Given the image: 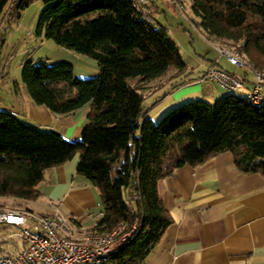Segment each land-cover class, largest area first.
<instances>
[{"label": "trees", "instance_id": "16d2710c", "mask_svg": "<svg viewBox=\"0 0 264 264\" xmlns=\"http://www.w3.org/2000/svg\"><path fill=\"white\" fill-rule=\"evenodd\" d=\"M36 1L0 0V24L20 20ZM41 1L36 36L95 60L99 73L80 78L72 64L25 56L23 83L33 102L61 116L89 107L88 123L72 141L0 111V198L37 200L46 171L80 155L77 172L97 189L103 206L92 233L140 224L105 264H144L173 223L159 185L177 169L230 152L240 172L264 176V104L228 93L214 103L181 104L161 122L144 121L141 84L172 70L171 81L177 80L188 67L168 30L155 27L152 13L147 18L136 0ZM192 9L204 36L218 47L243 46L253 67L264 71V0H193Z\"/></svg>", "mask_w": 264, "mask_h": 264}, {"label": "crops", "instance_id": "0c3cea01", "mask_svg": "<svg viewBox=\"0 0 264 264\" xmlns=\"http://www.w3.org/2000/svg\"><path fill=\"white\" fill-rule=\"evenodd\" d=\"M39 1L34 4H40ZM147 6L153 15L159 9V1L149 0ZM44 7V4L38 6L34 19L36 23ZM25 12L17 21L22 28L28 16ZM28 35H32L31 32ZM0 40L4 42L3 35H0ZM1 53L0 50V111L13 114L30 127L54 130L66 139L80 140L88 123L89 107L61 116L36 105L24 85L15 82L13 88L11 82L5 79L8 61H2ZM51 58L54 59L48 58L51 64H72L74 60L85 64V70L74 71L80 78H91L99 73L94 61L62 48L56 49ZM225 62L228 68H224L221 60H216L220 69L243 79L244 86L239 96L245 97L255 83L253 71L239 70ZM214 64H208L197 78L190 77L186 72L185 78L167 81L171 90L165 93L166 97L158 99L152 108L144 103L147 110L144 121L159 119L173 107L190 101L202 99L214 103L228 95L218 85L200 79ZM176 81L179 87L173 89ZM79 162L80 155H76L65 164L47 170L43 182L38 186L40 197L19 204L39 214H52L57 209L64 218L68 217L75 238L92 233L102 217L99 192L84 176L78 174ZM159 192L173 223L144 264H264V176L240 172L230 152L195 168L185 166L177 169L172 176L160 182ZM9 229L17 231L12 227Z\"/></svg>", "mask_w": 264, "mask_h": 264}, {"label": "built area", "instance_id": "2783aa9c", "mask_svg": "<svg viewBox=\"0 0 264 264\" xmlns=\"http://www.w3.org/2000/svg\"><path fill=\"white\" fill-rule=\"evenodd\" d=\"M169 1L180 10L185 6L183 0ZM148 2L138 0L146 17L151 13ZM4 23L0 24V35ZM218 51L230 65L253 71L255 84L245 97L255 105L264 104V71L253 67L245 56L243 46L231 50L219 47ZM200 79L218 85L229 94L239 95L244 86L239 77L215 65L207 69ZM1 225L16 229L24 247L15 256L0 257V264H105L140 229L139 221L131 226L123 222L113 231L89 233L82 238H75L68 220L57 209L52 214H39L28 209L12 210L3 207H0Z\"/></svg>", "mask_w": 264, "mask_h": 264}, {"label": "rangeland", "instance_id": "374dc122", "mask_svg": "<svg viewBox=\"0 0 264 264\" xmlns=\"http://www.w3.org/2000/svg\"><path fill=\"white\" fill-rule=\"evenodd\" d=\"M158 1L159 9L153 13V24L155 27L162 26L168 30L170 37L176 42L181 55L187 64V73L190 75V77L197 78L208 64L211 62H216V60H221L224 68H228V65L225 62V60L227 61L226 57L220 55L219 51L217 50L218 45L209 40L201 32L199 27L200 19L193 13V0H183L185 2V6L182 7L181 10L169 0ZM39 3L40 4H33V6H31L25 12V15L28 16L23 28L19 22L17 23V21L12 22L11 24L8 23L7 25L4 23V29L1 33V35H3L4 42L0 40V50L3 57L2 61H8V68L4 74L5 79L11 82L13 88L15 82L21 83L22 86L24 85L23 60L28 52L31 53V58L35 61L41 59H43V61L49 60L48 58L54 60L51 57L56 52V49L62 48L69 51V53L77 55L83 59L94 61L95 67H98V63L95 60L58 46L54 41H42L36 36L35 26L37 25V21L35 22L34 19L37 15L38 6L43 5L42 1H39ZM28 32H31L32 35L29 36ZM223 48L231 50V48L228 46H224ZM72 64L74 71L75 69L79 71L85 70L87 68L82 62L78 63L75 60ZM218 68H221V66H218ZM236 68L242 70L239 67ZM175 73L176 71L172 70L163 78L155 80L149 85L141 84L140 87L143 88L142 90H144L147 96L145 102L146 107L152 108L158 99L163 98L165 93L170 92L171 89H169L170 87L167 86V81L171 80ZM187 73H184L182 77H184ZM175 76H177V74ZM139 81L140 79L138 78L130 80V83L131 85H137ZM179 106L173 107L168 113ZM166 115L159 119L152 120L155 122H161ZM19 204H21V201L17 199L0 198V207L3 208L24 210L25 207H22ZM133 204H135V201ZM100 205L103 210L101 202ZM35 211H37V209ZM66 216L67 215H65V217ZM66 219H68V217H66ZM16 233H18V231L9 229V227L3 225L0 226V257H11L17 255L18 252H20L23 247V241Z\"/></svg>", "mask_w": 264, "mask_h": 264}]
</instances>
